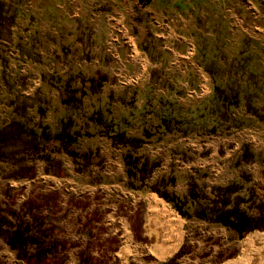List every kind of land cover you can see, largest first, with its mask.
Returning a JSON list of instances; mask_svg holds the SVG:
<instances>
[{
	"label": "rangeland",
	"instance_id": "374dc122",
	"mask_svg": "<svg viewBox=\"0 0 264 264\" xmlns=\"http://www.w3.org/2000/svg\"><path fill=\"white\" fill-rule=\"evenodd\" d=\"M86 1L77 0L75 5L80 8ZM90 1H94L90 6L94 14L113 11L105 19L106 31L92 23L93 34L103 36L94 53L105 58L93 61L88 51L79 62L70 48L62 47L63 37L57 30L52 29L56 38L41 39L40 30L45 26L37 16L46 0L15 1L17 23L24 24L22 15L29 10L39 41L23 48V38L19 37L21 46L10 47L5 37L0 39V130L16 123L12 127L15 134L30 142L16 159L0 156V212L18 214L28 200L51 199L53 212L44 211L43 217L57 228L54 239L59 240L61 254L55 256L56 264H121L115 253L123 237L132 235L139 245L135 260L148 264L154 261H146L147 242L141 239L143 213L129 205L137 196L128 191H148L159 198L152 188L174 193L187 201L181 206L189 214L190 207L211 204L213 187L234 183L240 195L264 197V146L255 148V157L246 158L237 147L254 130L264 129V0H201L200 10H191L188 16L179 11L175 19L184 20L180 26L183 38L176 40L179 47L187 41L209 40L224 44L229 52L241 46L242 53L250 54L243 65L209 63L207 68L195 55L192 63L185 64L186 69L182 65L175 71L178 82L167 77L175 53L172 41L164 40L161 33L154 35L157 19L147 20L148 15L141 14L142 3L149 0ZM8 2L0 0V7L6 8ZM80 9L79 14L83 13ZM80 27L86 30L90 26L85 22ZM76 30L80 31L78 26ZM21 32L17 31V37ZM146 53L159 61L142 74L139 64ZM181 55L188 56L186 52ZM221 65L237 70L235 76L227 78L223 71L218 78L209 79L210 97L191 90L195 87L191 80L195 76L198 81L200 68L217 73ZM191 68L188 76L186 70ZM119 72L144 78L134 86L124 85L118 81ZM143 82L155 85L156 92L148 102L146 96L137 98ZM103 92L111 97L113 118L125 106L134 125L130 135L141 141L128 140L126 147L117 130L108 131L101 117L96 120L98 127L90 119L92 110L104 105ZM142 100L150 107L160 104L161 109L139 111ZM67 114L74 120L60 122ZM137 114L140 119L135 118ZM65 124L70 132L82 131L80 138L62 137ZM177 160L190 161L191 168L180 170ZM146 161L151 168L148 172L143 167ZM121 216L133 221L127 233H122L118 222ZM185 219V254L176 264H237L247 238L264 237V231L256 230L231 240L223 227ZM0 264H22L1 238Z\"/></svg>",
	"mask_w": 264,
	"mask_h": 264
},
{
	"label": "crops",
	"instance_id": "0c3cea01",
	"mask_svg": "<svg viewBox=\"0 0 264 264\" xmlns=\"http://www.w3.org/2000/svg\"><path fill=\"white\" fill-rule=\"evenodd\" d=\"M16 0H10L8 2L6 8L0 7V39L5 37L6 44L10 47L11 45L15 46H21L19 41V37L23 38V48H25L26 44L31 46L32 42H37V39L39 41V36L35 35L34 30H37V28L34 27V22H31L30 15L31 12L29 10H25V14L22 15L24 24L20 25L17 23L16 17H17V9H16ZM76 1L77 0H46L47 3H44L40 5L38 9V20L41 24H44L45 28L40 30V37L43 40H46L47 38H56L53 34L52 29L57 30L61 33L63 37L64 43H62V47H67L72 50V54L75 57V59L79 62L82 60L83 53L88 54V51H90L91 57L93 58V61H100L105 58L104 54H101L99 57L95 55V50L97 46H100L101 40H103V36L97 38L95 34H93V30H95V27L92 25V23L95 24V26H98L99 30L106 31V25H105V19L108 14H110V10H101L97 13L90 12V6L91 2L87 0L85 3L82 4L80 8H82L83 13H78L81 11L79 7H76ZM100 1V3H104V0H96ZM49 2V3H48ZM201 0H149L146 3H142L144 10L143 13L146 16L148 15V19L155 18L157 19L156 23L158 24V28L156 26V31L154 35L158 32L161 33L159 36H163L164 40L172 41L170 44L173 45V57L171 59L170 63V71L171 74H168V78H171L170 81L172 82H178L176 79L175 71L180 70L182 68V65L185 66V64L192 63V59H194V56L196 55V58L198 56L199 61L205 68L206 64L209 63H223L227 62L228 64H235V65H243L244 63L248 62L249 59V52L246 51L245 53H242L241 46L236 48L235 51L229 52L225 49V45L219 44L218 42H212V41H204V42H191L187 41L186 44H182V46L176 45V40L183 38L181 36V24L184 22L183 19L179 18L175 19L176 15L180 12H183L184 15H189L191 10H200ZM2 5V4H0ZM5 7V6H4ZM111 8V5H109ZM217 11H222L220 8H215ZM233 10L232 8H229ZM180 14V13H179ZM150 15V16H149ZM4 18H3V17ZM97 19H100V22L97 23ZM7 20V21H6ZM88 23L90 27H88L86 30L80 26L84 23ZM77 26L79 27L80 31L77 32ZM186 25H184L183 29ZM199 29L203 30L199 27ZM45 30H49L46 32H43ZM17 31H23L19 34L17 37ZM33 31V34L31 32ZM204 31V30H203ZM43 32V33H42ZM79 33V34H78ZM1 41V40H0ZM3 41V40H2ZM221 40H219L220 42ZM4 42V41H3ZM214 43V44H213ZM175 45L177 48H175ZM82 48H78L81 47ZM102 46V44H101ZM244 47V46H243ZM19 48V47H18ZM78 49V53H74V51ZM189 50L194 51L192 54L189 53ZM145 53V51H143ZM188 56L181 55L185 53ZM26 57L30 55V52L26 53ZM142 61H140V71L142 74H144L147 68L149 67H155L153 64L157 63L159 60L153 59L151 54H147ZM33 57V56H32ZM164 61V60H161ZM193 69H187L186 72L189 76V73H191ZM208 73L204 72L202 68L198 70V81H195V76L191 80L192 86L191 87L194 93H200V96L210 97L213 93V90L211 88V85L209 83V79H215L219 77V74H221L223 71H226L227 78L234 77L235 72L237 70H234L230 66L227 65L226 68H224V65L220 66L219 71L217 73H212L210 69H208ZM185 73V72H184ZM149 79L151 80L150 76L148 75ZM143 75H138L139 81L142 80ZM104 80L105 78H101ZM197 79V78H196ZM143 82L137 89L138 95L137 98L140 96H146V101L152 99V96L155 94L156 90L154 88V83L151 82V85L144 84ZM213 86V84H212ZM174 93V92H172ZM192 94L191 92H188ZM104 94V92H103ZM169 95H171L169 93ZM107 96V93L104 94V105L101 108L97 107V110H92L90 119L95 122V125L98 127V118L101 117L102 122L104 125L108 126V131L117 130L116 132L119 133V139L123 142H125V146L127 147V143L133 140L141 141L138 139H134V137H131V128L134 127L132 122L130 121V117L128 116L127 109H125V106L123 105V108L120 109L118 112H115V117L119 118H113L112 109H111V97L110 95ZM142 104L139 105V111L146 112L153 110L154 108L156 110L161 109L160 104H157L156 107H150L149 105H145V100L141 101ZM65 109V106H63ZM188 113V119H190L191 111L190 106L187 108ZM73 119V117H70L69 114L61 117L59 120L60 122L64 121L66 122L68 119ZM136 119H140L141 116L137 114L135 116ZM97 120V121H96ZM76 121V120H75ZM68 124H65V126L60 130V134L62 137L65 138H71L74 139L76 136L79 137L78 133H82V131L76 130L73 132H70V128L67 127ZM114 126V127H113ZM113 127V128H112ZM264 127V126H263ZM168 129V127H167ZM254 130L252 135H248L246 140V143L241 142L237 144V147L240 149V156L244 155V147L248 146V157L249 155L251 157H255V154H257L256 147L264 146V129L262 131ZM147 131V130H145ZM108 135L110 133L105 132ZM104 133V134H105ZM188 136L190 137V133L188 132ZM184 135V137H188ZM109 137V136H104ZM80 138V137H79ZM112 140L113 138L110 137ZM184 140V147H185V141ZM186 148V147H185ZM260 150V148L258 149ZM183 156H185L183 154ZM161 157V156H160ZM178 164H180L178 167L180 170H185L191 168L190 161L186 162V160L176 161ZM106 184V183H103ZM131 193H134L137 197L131 199V202L129 205L131 207L137 206V209H140L143 213L142 215V227H141V239L147 242V245L144 246L146 249L145 255L147 256L146 261H149L152 259L154 262H149L148 264H167L170 260L174 258V256L179 253L183 248H185V241H184V228L186 225V220L183 219L181 215H179L178 212L173 210L170 203L165 202L163 198H159L154 193H150L148 191L144 192H135V191H128ZM174 194V193H173ZM176 195V194H175ZM131 196V194H129ZM179 197L178 195H176ZM264 198V197H259ZM156 208V209H155ZM136 209V210H137ZM159 210V211H157ZM163 211L167 215L165 218H169L173 224L171 226V223L169 221L164 223V221L160 224L157 216L161 214L160 212ZM169 216V217H168ZM162 218V216L160 215ZM108 219V216L106 217V220ZM166 220V219H165ZM115 221L113 218H110V222ZM118 222L120 223L122 233H127L129 230H131V224L133 221H129L126 217L121 216L118 219ZM175 228V229H174ZM174 229V230H173ZM171 231V232H170ZM169 235V236H168ZM173 235V236H172ZM138 247L139 245L134 242V236L131 237H123V240L121 241L119 248L117 250L115 260L119 261L121 264H142L141 262H138L135 260L134 255L138 254ZM182 258V257H180ZM179 258V259H180ZM177 259V261L179 260ZM117 261V262H118Z\"/></svg>",
	"mask_w": 264,
	"mask_h": 264
},
{
	"label": "trees",
	"instance_id": "16d2710c",
	"mask_svg": "<svg viewBox=\"0 0 264 264\" xmlns=\"http://www.w3.org/2000/svg\"><path fill=\"white\" fill-rule=\"evenodd\" d=\"M15 124L12 122L7 126V130H0V156L6 155V159H16L18 153L30 143L21 140V136L15 134L12 128ZM247 151L248 146H245V158L248 157ZM147 163L148 161L143 164V167L145 166L144 170L148 172L151 168H147ZM29 177H32V174ZM239 190L234 183L224 187H213L211 204L190 207L191 214H189L190 212L183 211L181 206L187 202L186 200L179 199L175 194L152 188L153 192L158 193L161 198L170 203L181 216L223 227L229 232L231 240L242 239L245 234L256 230L264 231V198L250 193L240 195ZM44 211L53 212L51 199L48 197L44 201L41 198L39 201L25 202L17 211L18 214H12L17 217L16 221L12 220L11 214L0 212V238L11 251L15 252L16 259L22 264H48L49 262L56 264L55 256L61 254L59 240L54 239L56 238L54 231L57 228L52 226L50 220L43 217ZM184 254L185 252L181 250L167 264H176L177 259Z\"/></svg>",
	"mask_w": 264,
	"mask_h": 264
},
{
	"label": "bare ground",
	"instance_id": "6f19581e",
	"mask_svg": "<svg viewBox=\"0 0 264 264\" xmlns=\"http://www.w3.org/2000/svg\"><path fill=\"white\" fill-rule=\"evenodd\" d=\"M157 211H159V210H157ZM160 213L161 214H159L157 216L160 224L163 221L165 224L167 221H169L171 223V226H173L174 220H173V224H172V222L169 218H165V217H167V215L165 213H163V211H161ZM160 215L162 216V218L160 217ZM253 247H256V248H253ZM237 264H264V237L258 238L256 235L249 236L244 243V249L242 251V257L239 259Z\"/></svg>",
	"mask_w": 264,
	"mask_h": 264
},
{
	"label": "built area",
	"instance_id": "2783aa9c",
	"mask_svg": "<svg viewBox=\"0 0 264 264\" xmlns=\"http://www.w3.org/2000/svg\"><path fill=\"white\" fill-rule=\"evenodd\" d=\"M194 51L189 50V53L192 54ZM118 77V81L124 85H136L139 82V79L137 78H132L130 76H127L126 74H124V72H119V74L117 75Z\"/></svg>",
	"mask_w": 264,
	"mask_h": 264
}]
</instances>
